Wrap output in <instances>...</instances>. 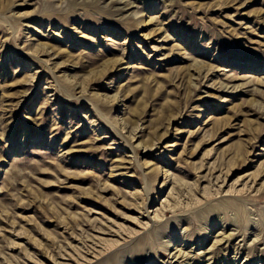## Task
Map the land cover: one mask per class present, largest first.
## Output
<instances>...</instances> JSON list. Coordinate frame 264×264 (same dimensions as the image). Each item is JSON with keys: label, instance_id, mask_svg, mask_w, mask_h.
<instances>
[{"label": "rangeland", "instance_id": "1", "mask_svg": "<svg viewBox=\"0 0 264 264\" xmlns=\"http://www.w3.org/2000/svg\"><path fill=\"white\" fill-rule=\"evenodd\" d=\"M0 264H264V0H0Z\"/></svg>", "mask_w": 264, "mask_h": 264}, {"label": "bare ground", "instance_id": "2", "mask_svg": "<svg viewBox=\"0 0 264 264\" xmlns=\"http://www.w3.org/2000/svg\"><path fill=\"white\" fill-rule=\"evenodd\" d=\"M212 257H213V256H212ZM108 259H109V258H108ZM210 259H213V258H206L205 260H207V261L209 260V261H210Z\"/></svg>", "mask_w": 264, "mask_h": 264}]
</instances>
